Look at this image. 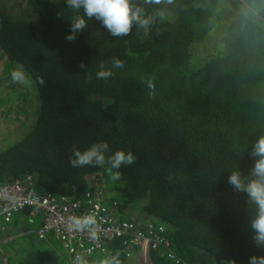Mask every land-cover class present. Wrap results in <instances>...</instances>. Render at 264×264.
I'll use <instances>...</instances> for the list:
<instances>
[{"label": "trees", "instance_id": "obj_1", "mask_svg": "<svg viewBox=\"0 0 264 264\" xmlns=\"http://www.w3.org/2000/svg\"><path fill=\"white\" fill-rule=\"evenodd\" d=\"M221 1L174 0L175 16H155L148 36L134 25L130 35L113 37L93 18L72 41L65 39L70 17L83 13L65 0H21L25 18L0 10V93L17 89L19 110L33 114L21 137L0 148V184L31 174L40 191L75 198L93 189L88 175L102 174L107 203L118 202L121 217L135 216L140 226H165L181 264H249L264 255L250 228L255 206L228 183L233 170L248 175L256 159L249 152L264 135V0H247L256 21L243 6L224 15ZM132 2L148 16L160 8ZM113 57L123 67L113 68ZM101 63L113 73L108 79L96 77ZM17 65L29 92L2 84ZM97 142L109 144L106 158L117 150L135 156L113 169L119 180L107 164L71 166L73 145L84 151ZM28 236L24 242H37ZM112 242V264H130L129 244ZM29 246L25 264H63L48 247ZM145 257L146 264H178L164 249Z\"/></svg>", "mask_w": 264, "mask_h": 264}, {"label": "built area", "instance_id": "obj_2", "mask_svg": "<svg viewBox=\"0 0 264 264\" xmlns=\"http://www.w3.org/2000/svg\"><path fill=\"white\" fill-rule=\"evenodd\" d=\"M89 177L93 179H88L93 189L75 198L40 191L36 185L37 179L31 174L0 184V238L17 224L15 221H25L32 228L34 223L39 222L37 229L34 228L37 237L59 242L69 264H76L78 256L82 264L96 254L112 259L110 244L115 239H124L129 244L126 253L130 258L145 255L147 249H164L169 259L182 263L171 249L170 240L165 235V226L153 223L140 226L135 219L121 217L118 202L106 201L102 174L100 178L98 174ZM86 215L93 216L96 221L91 231L69 228L72 218Z\"/></svg>", "mask_w": 264, "mask_h": 264}, {"label": "clouds", "instance_id": "obj_3", "mask_svg": "<svg viewBox=\"0 0 264 264\" xmlns=\"http://www.w3.org/2000/svg\"><path fill=\"white\" fill-rule=\"evenodd\" d=\"M165 2L172 3V0H143L144 5H161ZM65 4L74 13H79L81 10L83 13L82 15L74 14L70 17L71 31L65 37L68 41L75 40L79 32L87 29L88 21L93 18L100 21L113 37L130 35L134 25L143 30L144 36H148L155 16H159L161 20L165 18L164 9L156 8L154 15L148 16L145 14V8L134 5L132 0H65ZM57 15L64 17L60 12H57ZM80 67L87 68V65L81 62ZM112 67H123V61L113 57ZM112 75L111 69L105 68L104 64L101 63L99 71L96 72L97 79H108ZM11 79L13 83H29L28 77L20 68H14L11 71ZM38 80L40 84L45 82L43 77H38ZM148 87L154 91L155 86L151 81H149ZM109 151L110 147L107 142L94 143L84 151L73 145V155L69 162L73 167H103L107 164L111 178L119 180L121 173L119 171L113 172V169H120L122 165H131L136 158L131 152L125 153L123 150H117L106 158L105 153ZM249 154L256 159L248 175L245 176L242 175L241 171L233 170L229 175L228 183L233 186L234 190L246 193L249 203L255 206L256 211L251 219L250 228L254 233V244L257 247H264V135H261L254 142ZM90 175L87 177V184ZM95 223V218L91 215L82 218L74 217L70 221L69 228L77 231L84 229L91 231ZM20 224L30 226L25 221L20 222ZM76 264H82L81 257H77ZM249 264H264V255H252L249 258Z\"/></svg>", "mask_w": 264, "mask_h": 264}, {"label": "rangeland", "instance_id": "obj_4", "mask_svg": "<svg viewBox=\"0 0 264 264\" xmlns=\"http://www.w3.org/2000/svg\"><path fill=\"white\" fill-rule=\"evenodd\" d=\"M225 2H226V6L229 8V14H226V13L224 14L226 16L230 15L231 10L232 11L236 10L235 7L239 8L242 6H243V9H246V11L249 14L251 13V11H253L254 13L256 12L257 7L248 3L247 0H222L221 1V4L223 5L221 6L222 9L226 7ZM159 6L160 8L164 9L165 15L171 18L175 16L176 11L178 10L175 7L176 3H174V0H172V3L165 2ZM0 10L4 13L11 14L15 18H25L28 14V10L26 9V4L21 3V0H0ZM252 17L255 21L259 20V18H255L254 16ZM224 23H225V20L223 19L219 21V25H222ZM227 25L228 24L223 26V28L227 29ZM217 28L218 26L214 29H217ZM214 40L215 39L213 38L212 41ZM212 45H213L212 43L208 42L209 48L213 47ZM0 65H1V60H0ZM14 68H20L21 70L25 72V69L21 65L14 66L12 70ZM11 71L5 75L11 78ZM0 72H2V69H0ZM7 81H11L10 83L13 84L12 79L5 80L2 84H4V86L7 85L6 84ZM16 84L19 85V83H16ZM22 85L25 86L26 88V89L24 88V90H26L27 92L31 91L32 84H30V82L26 84H22ZM9 90L10 89L6 88L3 91L5 95L2 92L0 93V96H1L0 97L1 99L0 100V148L7 147L8 145L17 141V139L21 137V135L26 130L27 122L25 121V117L28 116L29 118H33V114L29 112L28 110H26L25 113H22L19 110L20 100L14 99L16 98V96H18L19 91L17 89L15 90L11 89L12 94H10ZM24 90L20 92L22 97H24ZM33 103L36 108L37 100H34ZM33 103L31 104V107ZM99 178H100V175H99ZM88 179L93 180L91 177H89ZM105 193L108 196L110 195V193L107 190H105ZM130 219H136V217L134 216V217H131ZM22 220H26V219H22ZM15 223L20 225V221H15ZM38 225H39V222L34 223V228L37 229ZM13 230L10 229V231H13ZM8 233H11V232H8ZM3 237L4 235L2 236V238H0V264H25L26 260L29 259L30 256H33L32 251H31L32 247H30L29 245L46 246L50 250H52L53 253L54 252L58 253L63 264H69V260H68L66 253L61 249L62 247L60 243L57 242L55 239H47L50 242L47 240L46 242H39L42 239H39L37 236H35L37 239V242H24V240L22 242H15L19 238L10 240L9 242H2ZM146 260L147 259L145 255H140L138 257L134 256L133 258H131L130 262L131 261L132 262L130 264H146ZM112 263H113V260L110 259L109 257L102 256V255L100 256V254H96L95 257L87 260L84 264H112Z\"/></svg>", "mask_w": 264, "mask_h": 264}, {"label": "flooded vegetation", "instance_id": "obj_5", "mask_svg": "<svg viewBox=\"0 0 264 264\" xmlns=\"http://www.w3.org/2000/svg\"><path fill=\"white\" fill-rule=\"evenodd\" d=\"M11 230H13V231L9 230V231L4 233V237L2 239V242H9L10 240H14L17 238H19V239H17L15 242H22L26 237H29L28 236L29 234L37 236L35 229L28 226L27 224H20V225H16V226L14 225ZM8 232H11V233H8ZM42 241L46 242V240H44V239H42Z\"/></svg>", "mask_w": 264, "mask_h": 264}, {"label": "crops", "instance_id": "obj_6", "mask_svg": "<svg viewBox=\"0 0 264 264\" xmlns=\"http://www.w3.org/2000/svg\"><path fill=\"white\" fill-rule=\"evenodd\" d=\"M40 242H43L42 240H40Z\"/></svg>", "mask_w": 264, "mask_h": 264}]
</instances>
